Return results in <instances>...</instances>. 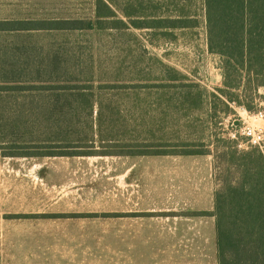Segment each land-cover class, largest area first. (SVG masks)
<instances>
[{"label": "trees", "instance_id": "16d2710c", "mask_svg": "<svg viewBox=\"0 0 264 264\" xmlns=\"http://www.w3.org/2000/svg\"><path fill=\"white\" fill-rule=\"evenodd\" d=\"M201 3L208 51L220 58L222 87L215 92L190 82L187 75L157 58L152 61L158 78L94 85V73L85 80L74 77L72 68L90 62L80 63L70 47L31 44L15 47L10 62H3L12 67L15 77L0 81V132L11 140L47 145L46 153L21 155L26 157L209 155L207 149H189L193 145L184 141L168 145L172 138L180 140L173 122L180 118L185 121L181 127H187L191 110H207L209 99L224 113L229 103L250 109L253 96L264 88V0ZM113 6V0H95L94 19L1 21L0 32L67 36L113 30L130 34L129 29H134L159 30L168 37L167 32L195 26L183 8L172 18L159 15L160 7H155L157 16H145L137 11L140 6H128L120 19ZM97 80L102 82L98 76ZM120 88L134 93L119 95L118 103L102 102L94 94L97 89ZM218 138L225 150L219 155L223 174L214 193L217 264H264V156L257 148L238 150L232 141Z\"/></svg>", "mask_w": 264, "mask_h": 264}, {"label": "rangeland", "instance_id": "374dc122", "mask_svg": "<svg viewBox=\"0 0 264 264\" xmlns=\"http://www.w3.org/2000/svg\"><path fill=\"white\" fill-rule=\"evenodd\" d=\"M94 3L95 0H0V22L31 19H94ZM113 4L120 19L123 18L120 12L128 6H140L137 11L145 16H157L155 7H160L159 15L164 14L172 18L180 15L179 9L183 8L192 17L190 22L195 26L167 32L171 34L168 37L162 36L159 30L134 29L129 30L135 36L128 34V31L117 33L115 30L102 34L92 31L67 36L61 34L30 36L32 34L26 33L17 36L15 33L0 32V81H8L15 77L10 71L12 67L3 65L4 60L10 62L9 57L15 47L50 44L60 50L63 47L65 49L70 47V53L74 52L80 63L83 60L90 62L89 66L84 67L80 64L79 67L72 68V71L74 77L79 80H85L94 73L92 74L95 78L92 83L94 85H110L107 82L122 85L120 82L123 80L158 78L159 74L152 61L157 58L187 75L190 82L199 84L211 93L222 87L220 58L210 53L207 48L201 0H113ZM78 70L82 72L78 73ZM46 75L41 74L42 77H48ZM60 75L67 78L73 74ZM97 76L102 82L97 80ZM133 93V89L124 88L94 91L96 97L101 96L102 102L111 103L122 102L119 95ZM253 99L249 104V110L242 105L229 103V109L225 113L209 99L206 101L207 110L202 112L191 110L186 120L187 127H181L185 121L181 122L180 118H177V123L173 122L172 129H175V134L179 133L180 140L172 138L168 145L184 141L193 145L189 149L210 151L209 155L179 156L190 157L191 163L199 167L198 171L195 169L191 173L200 175V188L205 193L206 186H212L214 193L220 187L223 163L219 155L225 150V145L218 141V137L232 141L238 150H246L249 149L246 139L238 134L237 139L232 138L233 132L248 124L264 128V121L252 117L259 112L264 115V88L258 89ZM10 101L7 100L6 104ZM239 107L244 108L246 113L239 110ZM231 122H235L234 126ZM12 139L0 132V264L55 261L57 245L49 241L48 236L41 235L43 230L40 229L41 220L37 214L47 199L77 194L111 196L124 190L122 184L118 182L121 179V169L128 165L137 163L145 166L140 178L153 180L155 164L167 166L171 163L166 159L169 156L26 157L21 155L46 153L45 151H49L45 148L47 145L42 141L30 143L23 139L13 137ZM237 145H241V148ZM142 186L144 190L152 189L160 196L168 194L170 190H176L170 185L152 187L144 183ZM184 187H187L185 191L187 194L194 190L191 184H185Z\"/></svg>", "mask_w": 264, "mask_h": 264}, {"label": "crops", "instance_id": "0c3cea01", "mask_svg": "<svg viewBox=\"0 0 264 264\" xmlns=\"http://www.w3.org/2000/svg\"><path fill=\"white\" fill-rule=\"evenodd\" d=\"M166 159L153 180L140 178L141 164L121 169L117 194L47 199L37 214L41 235L57 245L55 261L13 264H217L214 188L201 190L190 157ZM144 183L176 190L160 196Z\"/></svg>", "mask_w": 264, "mask_h": 264}, {"label": "built area", "instance_id": "2783aa9c", "mask_svg": "<svg viewBox=\"0 0 264 264\" xmlns=\"http://www.w3.org/2000/svg\"><path fill=\"white\" fill-rule=\"evenodd\" d=\"M232 104L235 105L234 103ZM238 109L246 113L244 108L239 107ZM248 117L250 118L251 116ZM252 117L264 121V115L262 112L254 114ZM234 123L235 122H231V125L234 126ZM237 134L246 139V145H248L249 148H257L264 155V128H256L249 124L243 125L238 131L233 132L231 137L237 139ZM237 147L241 148V145H237Z\"/></svg>", "mask_w": 264, "mask_h": 264}]
</instances>
